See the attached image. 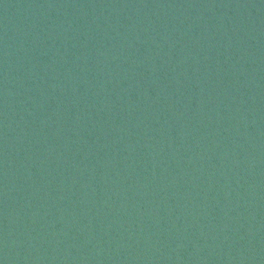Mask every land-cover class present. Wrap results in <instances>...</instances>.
Wrapping results in <instances>:
<instances>
[{
  "label": "water",
  "instance_id": "95a60500",
  "mask_svg": "<svg viewBox=\"0 0 264 264\" xmlns=\"http://www.w3.org/2000/svg\"><path fill=\"white\" fill-rule=\"evenodd\" d=\"M0 264H264V65L0 86Z\"/></svg>",
  "mask_w": 264,
  "mask_h": 264
}]
</instances>
